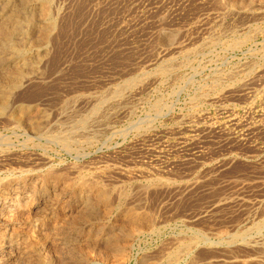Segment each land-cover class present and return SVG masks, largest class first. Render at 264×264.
<instances>
[{"label":"rangeland","instance_id":"374dc122","mask_svg":"<svg viewBox=\"0 0 264 264\" xmlns=\"http://www.w3.org/2000/svg\"><path fill=\"white\" fill-rule=\"evenodd\" d=\"M0 264H264V0H0Z\"/></svg>","mask_w":264,"mask_h":264},{"label":"bare ground","instance_id":"6f19581e","mask_svg":"<svg viewBox=\"0 0 264 264\" xmlns=\"http://www.w3.org/2000/svg\"><path fill=\"white\" fill-rule=\"evenodd\" d=\"M187 249V248H186Z\"/></svg>","mask_w":264,"mask_h":264}]
</instances>
